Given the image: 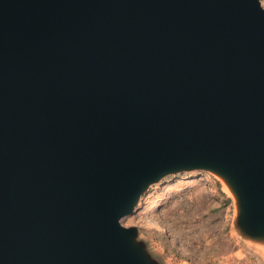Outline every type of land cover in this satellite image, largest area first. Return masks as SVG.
<instances>
[{
  "label": "water",
  "instance_id": "obj_1",
  "mask_svg": "<svg viewBox=\"0 0 264 264\" xmlns=\"http://www.w3.org/2000/svg\"><path fill=\"white\" fill-rule=\"evenodd\" d=\"M183 172L264 250V0H0V264H161L120 221Z\"/></svg>",
  "mask_w": 264,
  "mask_h": 264
},
{
  "label": "rangeland",
  "instance_id": "obj_2",
  "mask_svg": "<svg viewBox=\"0 0 264 264\" xmlns=\"http://www.w3.org/2000/svg\"><path fill=\"white\" fill-rule=\"evenodd\" d=\"M234 204L205 172L169 175L150 186L124 227H135L161 264H264V250L242 241Z\"/></svg>",
  "mask_w": 264,
  "mask_h": 264
}]
</instances>
